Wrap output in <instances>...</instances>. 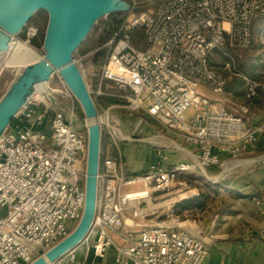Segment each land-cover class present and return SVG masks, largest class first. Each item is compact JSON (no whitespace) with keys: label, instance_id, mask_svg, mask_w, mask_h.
Returning <instances> with one entry per match:
<instances>
[{"label":"built area","instance_id":"2783aa9c","mask_svg":"<svg viewBox=\"0 0 264 264\" xmlns=\"http://www.w3.org/2000/svg\"><path fill=\"white\" fill-rule=\"evenodd\" d=\"M127 1L132 7L104 43L101 66L87 71L88 89L94 98L113 96L114 105L147 113L194 151L192 159L138 173L100 152L96 208L84 236H95L92 248L99 256L113 243L112 233L127 239L133 217L158 215L157 208L140 207L174 186L180 173L222 171L228 158L239 160L256 146L258 132L264 137V121L252 124L248 105L230 101L225 90L235 76L242 80L243 97L257 94L259 83L237 68L233 51L250 46L264 0H144L140 11H134L136 0ZM36 33L27 27V41ZM58 78L60 86L49 81L43 99L34 97L0 138V264L30 263L67 236L82 214L87 136L74 128L73 111L55 99L56 94L75 99ZM98 116L100 125L110 126ZM109 134L117 144V133ZM259 157L264 162V151ZM136 183L144 188H124ZM164 214L167 221L144 224L118 248L117 264H202L204 239L179 225L170 204ZM63 256L67 264H79L73 249Z\"/></svg>","mask_w":264,"mask_h":264},{"label":"rangeland","instance_id":"374dc122","mask_svg":"<svg viewBox=\"0 0 264 264\" xmlns=\"http://www.w3.org/2000/svg\"><path fill=\"white\" fill-rule=\"evenodd\" d=\"M137 4L143 3L144 0H136ZM125 13L116 15V19H122L125 17ZM113 18L112 16L101 17L91 28L90 32L84 39V41L79 45V47L74 51L73 57L77 61V64L81 69H84V80L89 84L87 71L95 67L94 65V55L84 54L90 50L99 51L104 48L103 37L105 36V31L103 30ZM47 22V13L44 10L36 11L32 17L27 22L26 26L17 34L13 35L11 40L13 42H26L30 47H32L36 54L42 56L44 51L42 49V41L44 36V31ZM34 26L37 29V33L30 40L27 41L26 28L29 26ZM138 35V33H134ZM233 52L235 56V62L237 68L245 75L250 76L259 83L257 94L250 100H246L242 97L243 86L240 85L239 90L235 88L228 89L231 94L227 97L230 101L234 103H246L248 107L252 110V115L258 118L264 113V17L258 18L253 22L252 25V40L250 46L245 50H235ZM239 51V52H237ZM11 55V52L7 54ZM5 57V53L0 55V96L3 94L5 89L8 87L12 79L17 74L20 68L16 66H8L2 62ZM99 58H101L99 56ZM98 58V60H99ZM83 73V72H82ZM238 78L232 76L228 79L235 86V81ZM50 84L53 86H60L58 75L55 73L50 79ZM207 95L213 96V94L204 88H201ZM37 95L36 97H40ZM55 99L62 104V107L66 110L73 111V125L74 128L87 136V129L85 127L84 116L80 115V106L76 104V100L63 98L61 94H56ZM109 106L104 108H99L98 115L102 114L103 121L107 118L109 124L113 116L111 112L115 110H108V113L104 112ZM120 116L117 117L119 120L128 121L129 126L137 124V130L134 131L136 137H148L151 136L149 133L158 132L159 140H163L164 146L160 148L161 150L158 155L163 156L162 160L169 159L167 163L177 161L174 156V151L172 147L175 145L185 146L188 145L182 140L172 135V132L165 130L156 120L150 117L147 113L141 110H131L126 107L120 108ZM195 110L189 109L185 112V115L189 117ZM250 113V116H251ZM262 117L258 119V125L261 124ZM144 124H146L147 129H144ZM103 131L105 132L106 125H101ZM108 128V127H107ZM150 129V130H149ZM109 130L112 132L111 128ZM175 143V144H173ZM172 146V147H171ZM264 149H256L251 152L247 157H256L257 160L254 161L249 167L238 169H232L227 171L222 170H212L211 167L204 170L196 168L189 172H182L178 175L175 185L169 188L165 192H160L152 198L151 203H156L158 201L164 203L157 208L158 216H162V221H167V217L164 214L167 210V205L172 206L173 212L180 216V220L191 218L197 215L199 219H202L205 214V210L210 211L214 216L217 212L219 213L221 209H229L227 211L238 210V188H264V163L260 159V155L263 153ZM157 159V158H156ZM160 160V159H159ZM196 198L192 201L189 208L184 205L185 209L178 208L179 202L186 200L188 198ZM151 198V199H152ZM169 201V202H168ZM166 202V203H165ZM142 204V202H141ZM146 204V203H145ZM144 203L142 204V206ZM137 206H134V209ZM182 207V208H184ZM195 217V216H194ZM203 235V234H200ZM199 236V235H198ZM202 237V236H200ZM38 249V248H36ZM61 258H65L62 256ZM61 258L53 262L52 264H67L61 263ZM66 262V261H65Z\"/></svg>","mask_w":264,"mask_h":264},{"label":"water","instance_id":"95a60500","mask_svg":"<svg viewBox=\"0 0 264 264\" xmlns=\"http://www.w3.org/2000/svg\"><path fill=\"white\" fill-rule=\"evenodd\" d=\"M132 7L127 0H0V51L8 48L13 35L19 33L38 10L47 13L43 55L20 68L0 96V138L13 117L36 95L44 92L56 73L79 104L85 119L98 111L84 75L73 57L93 25L103 16L125 12ZM87 155L84 177V205L81 217L70 233L28 264H52L79 244L91 225L97 200V174L101 152V125L85 124Z\"/></svg>","mask_w":264,"mask_h":264},{"label":"crops","instance_id":"0c3cea01","mask_svg":"<svg viewBox=\"0 0 264 264\" xmlns=\"http://www.w3.org/2000/svg\"><path fill=\"white\" fill-rule=\"evenodd\" d=\"M95 82V79H93ZM226 90V89H225ZM228 95L231 94L226 90ZM243 97V94H242ZM246 100L245 97H243ZM242 103V102H241ZM111 112L113 119L110 126L105 127V135L101 142L102 155H110L119 157L122 161L124 169L129 173H138L147 169L150 165H168L169 159L162 160L161 155H158L164 146L163 140H159L158 132L149 133L148 137H136L134 131L137 130V124L129 126L128 121L119 120V114L122 107L111 104ZM249 112L252 110L249 108ZM118 117H117V116ZM261 123L264 121V113L256 118L251 113V122L258 125V119ZM116 132L118 137L116 143L110 137V130ZM146 130V124H144ZM117 130V131H116ZM150 130V129H149ZM258 143L253 149L241 156V159L228 158L227 171L238 169V167L246 168L254 164L253 159L256 157H247L256 149H264V137L258 132ZM172 147V146H171ZM173 150L177 161L189 160L193 155V147L188 144L185 146L175 145ZM157 158V159H156ZM160 159V160H159ZM175 162V161H174ZM263 162V161H262ZM172 163V162H171ZM264 163V162H263ZM225 168V169H226ZM215 170L214 168H211ZM126 190L141 189L144 186L141 183L125 186ZM238 210L227 211L229 209H221L214 216L210 211L205 210V216L199 219L197 215L191 218L180 220L179 225L188 230L191 234L202 236L207 245V254L203 259L202 264H264V188H238ZM164 203L158 201L156 203H144L140 209L144 212L151 211V206L160 207ZM151 205V206H150ZM149 208V209H148ZM130 208L128 210L131 214ZM162 216L149 215L146 217H133L135 224L128 226L127 239L119 234L112 233L111 238L113 243L106 248L103 256L96 255L92 248L95 236L89 235L84 238L79 244L73 248L79 264H117L115 258L120 246L128 243L131 239L137 237V234L144 224L153 225L156 222H163ZM203 234V235H200ZM61 263H66L65 258H61Z\"/></svg>","mask_w":264,"mask_h":264},{"label":"trees","instance_id":"16d2710c","mask_svg":"<svg viewBox=\"0 0 264 264\" xmlns=\"http://www.w3.org/2000/svg\"><path fill=\"white\" fill-rule=\"evenodd\" d=\"M143 8H145V3H139V4L136 5L134 11H140ZM121 13H123V12H113V13H109V14L106 15V16H112L113 15V18L110 21H108V24L103 29L105 31V33H106L105 36L103 37V41L106 42L111 37V35L113 33V30L116 29V27L118 26V24L120 23V20H121V19H116V15H119ZM262 17H264V14L261 15V16H258L257 18H255V20L258 19V18H262ZM136 32H138V31H136ZM137 37L138 36H135V39ZM246 49H243L242 51H245ZM239 51H237V52H239ZM233 52H236V51L234 50ZM105 54H106V50L104 48L100 49L99 51H97L94 54V62L93 63H94V65H95V67L97 69L101 66V64H102V62L104 60ZM99 56L101 58H99ZM98 58H99V60H98ZM241 84H242V80L240 78H238L235 81V86L231 82H228L227 85H226V90H228L230 88H235V89L239 90ZM92 98H93V101L95 103V106H96L97 110L99 108H104V107L110 106L111 104L118 103V100L115 97L109 96V95H102V96H98L96 98H94L92 96ZM76 104L79 106V104L77 102H76ZM79 113H80V115L83 116V113H82V111L80 109H79ZM104 135H105V132L103 131V129H101V142H102V139H103ZM194 199H196V198H192L191 197V198H188L186 200H183L182 202H179V204H178L179 207L178 208L183 210V209H185L184 205L187 206V208H189L191 203H192V201ZM182 207H184V208H182Z\"/></svg>","mask_w":264,"mask_h":264},{"label":"bare ground","instance_id":"6f19581e","mask_svg":"<svg viewBox=\"0 0 264 264\" xmlns=\"http://www.w3.org/2000/svg\"><path fill=\"white\" fill-rule=\"evenodd\" d=\"M9 52H11L10 56L7 55ZM3 53H5V57L3 58L2 62L8 66H16L18 68H22L28 62L34 61L38 59L39 57H41L37 55L35 50L32 47H30L26 42H21V41L13 42L12 40H10L8 48L6 50L0 51V55ZM41 90L42 89H38V91L36 92L35 98H37L36 97L37 95L41 94V96L38 97V99H43V94ZM92 121L101 122V118L99 116L95 118H90V119L87 118L85 119V124H89ZM189 159H192V155L190 156ZM227 168H230V167H227ZM226 169L224 171H226ZM154 208H156V206L150 207V209H154Z\"/></svg>","mask_w":264,"mask_h":264}]
</instances>
